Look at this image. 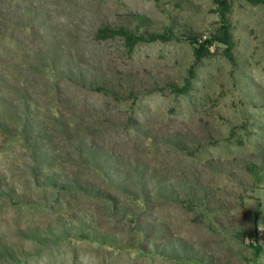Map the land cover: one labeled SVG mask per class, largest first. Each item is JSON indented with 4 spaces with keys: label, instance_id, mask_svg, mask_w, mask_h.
<instances>
[{
    "label": "rangeland",
    "instance_id": "obj_1",
    "mask_svg": "<svg viewBox=\"0 0 264 264\" xmlns=\"http://www.w3.org/2000/svg\"><path fill=\"white\" fill-rule=\"evenodd\" d=\"M0 264H264V4L0 0Z\"/></svg>",
    "mask_w": 264,
    "mask_h": 264
},
{
    "label": "trees",
    "instance_id": "obj_2",
    "mask_svg": "<svg viewBox=\"0 0 264 264\" xmlns=\"http://www.w3.org/2000/svg\"><path fill=\"white\" fill-rule=\"evenodd\" d=\"M252 4H264V0H246ZM97 38L98 39H106V38H112V37H122L124 38L128 43H136L139 41H153L156 39H159L161 35L159 34H150L147 38H144L143 36L136 35L130 30H126L124 28H117V29H111L107 26L103 27L97 32Z\"/></svg>",
    "mask_w": 264,
    "mask_h": 264
}]
</instances>
